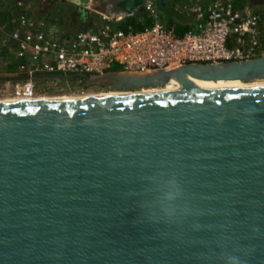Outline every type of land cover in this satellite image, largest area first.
Wrapping results in <instances>:
<instances>
[{"label": "water", "instance_id": "water-1", "mask_svg": "<svg viewBox=\"0 0 264 264\" xmlns=\"http://www.w3.org/2000/svg\"><path fill=\"white\" fill-rule=\"evenodd\" d=\"M62 1L122 20L146 0ZM192 80L264 81V57L0 104V264H264V88ZM168 81L190 88L137 93Z\"/></svg>", "mask_w": 264, "mask_h": 264}, {"label": "built area", "instance_id": "built-area-1", "mask_svg": "<svg viewBox=\"0 0 264 264\" xmlns=\"http://www.w3.org/2000/svg\"><path fill=\"white\" fill-rule=\"evenodd\" d=\"M184 10L198 30L182 35L161 22L153 0L143 3L140 12L149 24L138 30L120 29L121 20L99 16L98 25L71 33L55 29L46 14H18L6 39L12 46L16 73L24 78L1 83L0 97L34 99L37 75L100 77L117 66V73L147 76L190 65L242 63L264 57L259 19L249 8L237 11L224 0H191Z\"/></svg>", "mask_w": 264, "mask_h": 264}, {"label": "rangeland", "instance_id": "rangeland-1", "mask_svg": "<svg viewBox=\"0 0 264 264\" xmlns=\"http://www.w3.org/2000/svg\"><path fill=\"white\" fill-rule=\"evenodd\" d=\"M224 1L230 3L232 6H234V8L247 7L252 11V13L257 15L259 19V31L263 36V42H264V0H224ZM42 5L44 11H46V13H49L47 14V18L50 19V22L55 29L64 28L69 30L70 32H75L81 30L82 28L86 29L99 24V16L97 14L92 13L89 10L80 9L68 3L63 4V1L61 2L59 0H45V2L42 3ZM20 9L21 11L32 12V10L33 11L35 10V7L25 3L24 5L19 4V10ZM137 15L138 14H136V16ZM81 17H83L84 20H81ZM4 37L1 36L0 44H4L8 42L6 40L5 35ZM34 88L37 94L35 99L39 97L52 99L59 97H74L80 95L84 96V95H97V94L127 93L124 91L116 92L110 89L108 86H99V85L82 86L76 82L70 83L68 81L67 82L47 81L44 83H35ZM2 98L16 99V98L4 96V97H0V101L5 100Z\"/></svg>", "mask_w": 264, "mask_h": 264}, {"label": "trees", "instance_id": "trees-1", "mask_svg": "<svg viewBox=\"0 0 264 264\" xmlns=\"http://www.w3.org/2000/svg\"><path fill=\"white\" fill-rule=\"evenodd\" d=\"M19 4H17L18 10L11 12V16H10L9 20H8L7 12L4 15H2V17L0 19V40H1V36H3V37H4V35L6 36L9 33V31L13 28L11 21L16 15L24 14V13H31L29 11H21V9L19 10ZM240 8L241 7H239L238 9H240ZM158 9L160 11L165 10V5L162 8H160L158 6ZM137 14H138L137 16L134 15L132 17L122 19L117 24V26L123 30H126L128 27H130L134 30H138V29H141L143 26H148L149 22L145 19V15L142 14L141 12H139ZM167 28L172 29L174 31V33H176L177 35H182L185 32L191 31L187 26H180V25H178V26L168 25ZM86 29H88V28H86ZM86 29H84V30H86ZM0 43H1V41H0ZM0 48H1L0 49V84L1 83H7V82L14 83L16 81L22 80L24 77L22 75L16 73V63H15L14 59L12 58V53H11L12 46H10V44H8V42H7L4 44H0ZM119 71L120 70L117 66H112L108 72L117 73ZM70 76H74V75H70ZM84 76H86V75H84ZM86 77H89V76H86ZM55 78H58V77L57 76L37 75L34 77V80L37 83H44L47 81H57Z\"/></svg>", "mask_w": 264, "mask_h": 264}, {"label": "crops", "instance_id": "crops-1", "mask_svg": "<svg viewBox=\"0 0 264 264\" xmlns=\"http://www.w3.org/2000/svg\"><path fill=\"white\" fill-rule=\"evenodd\" d=\"M44 0H0V19L2 15H4L7 12L8 20L10 19L11 12L18 10L17 4L24 5L29 4L35 7V10L32 12L35 14V16H43L46 13V11H41L40 9L42 7V2ZM62 2V0H59ZM191 0H164L165 10H159V15L161 18V22L168 27V25H180V26H187L191 31H197L198 26L194 23L193 17L185 11V7H188V4ZM153 2L156 4L157 8L158 6L162 8L158 2V0H153ZM67 2L63 1V4H66ZM69 4V3H68ZM163 5V7H164ZM234 8V6H233ZM245 7H242L240 9L234 8V10L241 11ZM31 12V13H32ZM139 18V17H138ZM81 20H84L83 17H81ZM85 29V28H84ZM83 28L78 31L84 30ZM75 31V32H78ZM74 33V32H71Z\"/></svg>", "mask_w": 264, "mask_h": 264}, {"label": "bare ground", "instance_id": "bare-ground-1", "mask_svg": "<svg viewBox=\"0 0 264 264\" xmlns=\"http://www.w3.org/2000/svg\"><path fill=\"white\" fill-rule=\"evenodd\" d=\"M193 85L198 89L202 90L205 88H208L209 86H217L220 88H227V89H247V88H264V81H255V82H250V83H241L238 81L234 82H206V81H197V80H192ZM190 88V85L186 84L185 82L183 83H173L168 81L163 87H154L151 89H148L146 91H142L141 93H138L139 95L142 94H156V93H172V92H177L180 90H187ZM193 88V87H192ZM195 89V88H194ZM143 90V89H141ZM140 90V91H141ZM118 92V91H117ZM137 94V93H135ZM124 95H134V94H120V93H113V94H97V95H80V96H74V97H59V98H45V97H39V98H34L30 100L26 99H6L2 98L5 100H1L0 104H8V103H17V102H38V101H69V100H80V99H90V98H100V97H108V96H124Z\"/></svg>", "mask_w": 264, "mask_h": 264}, {"label": "flooded vegetation", "instance_id": "flooded-vegetation-1", "mask_svg": "<svg viewBox=\"0 0 264 264\" xmlns=\"http://www.w3.org/2000/svg\"><path fill=\"white\" fill-rule=\"evenodd\" d=\"M108 74H113L111 72H109ZM84 76V75H81ZM86 77V76H85ZM57 81H63V82H70V83H78L82 86H87L88 85V77H86L85 79H81V78H77V77H70L69 76H61V78H55ZM94 85H99V86H108L110 89L114 90L111 84H107V83H102V84H94ZM148 89H143L141 91H138L137 93H141L142 91H146ZM115 91V90H114ZM124 91V90H122ZM125 92V91H124ZM134 92V90H132V93ZM120 94H128L127 93H120Z\"/></svg>", "mask_w": 264, "mask_h": 264}]
</instances>
